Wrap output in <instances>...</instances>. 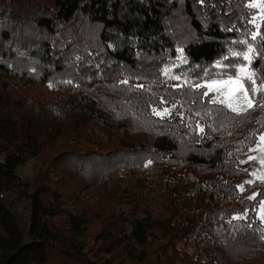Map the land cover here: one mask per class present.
Here are the masks:
<instances>
[{
  "label": "trees",
  "instance_id": "16d2710c",
  "mask_svg": "<svg viewBox=\"0 0 264 264\" xmlns=\"http://www.w3.org/2000/svg\"><path fill=\"white\" fill-rule=\"evenodd\" d=\"M250 2L0 0V264H264L240 165L264 115L249 134L253 110L191 87L246 67L264 90Z\"/></svg>",
  "mask_w": 264,
  "mask_h": 264
},
{
  "label": "snow or ice",
  "instance_id": "6c2138e0",
  "mask_svg": "<svg viewBox=\"0 0 264 264\" xmlns=\"http://www.w3.org/2000/svg\"><path fill=\"white\" fill-rule=\"evenodd\" d=\"M257 38L256 33L251 34V39L255 40ZM264 39V37H262ZM247 44V42H242ZM253 49L251 47L247 48V53H251ZM244 51H241L239 53H234V55L238 56L242 61L247 62V64H251L250 56ZM227 67V66H223ZM255 73L248 72L246 67H241L237 71L233 72L231 75H229L227 72L223 73V79L219 80H211L206 81L204 84H193L191 85L192 88H206L207 91H204L202 93V97H208L209 93H216V95L212 96L209 99L210 103L213 104H219L223 106L224 108H227L231 112L235 113L236 115H241L243 113H247L250 109L253 108L254 103L257 99L258 92L264 93V90H258L255 87V81L253 79ZM174 79L179 80L180 77H174ZM241 81H244L248 84V88L244 87V83H241ZM126 83V82H125ZM187 83V81L185 82ZM233 85H238L236 89H233ZM143 87V86H140ZM175 87H183V85H175ZM223 89V91H222ZM159 103L164 104L168 103L163 98L159 101ZM259 107H264V94L260 95V104ZM177 105L175 103L170 105V108H176ZM182 107V105H181ZM170 108H164V113H169ZM153 113H155L157 116L161 115L160 111H157L156 108L152 109ZM177 115H179L181 118H183V114L178 112ZM199 115V113H197ZM203 131V129H201ZM259 139L264 140V136L259 137ZM259 145H257V148ZM249 159H253V157H249ZM241 191H243V187L241 186ZM255 197H250V199H254ZM261 213H264V207L261 209ZM240 218H246V217H237V219ZM264 218V216H262Z\"/></svg>",
  "mask_w": 264,
  "mask_h": 264
},
{
  "label": "rangeland",
  "instance_id": "374dc122",
  "mask_svg": "<svg viewBox=\"0 0 264 264\" xmlns=\"http://www.w3.org/2000/svg\"><path fill=\"white\" fill-rule=\"evenodd\" d=\"M249 6L254 9L253 13V25L257 27L262 24L264 21V0H251L249 3ZM219 80V79H216ZM233 89H236L238 85H233ZM223 91V89H222ZM212 96L216 95V93L210 92ZM260 104V101L255 102L253 105V124H251L248 127V133L249 134H254L259 128V124H262V115H264V107H259L258 105ZM260 121V122H259ZM264 136V128L261 129L260 132H258V138L255 142V145L250 148V150L244 155L243 159L240 162V165L242 168L246 169L250 176L245 179L244 183L246 182H255V181H261L264 182V140L259 139V137ZM257 145L259 147L257 148ZM249 157H253V159H249ZM21 177L27 179L28 181H33L34 177L36 176L37 173V168H36V160L31 161L29 164L24 166L20 171H19ZM244 183H241V186L244 188ZM73 188V187H70ZM111 189L104 190V194L109 192ZM84 191V190H82ZM88 193V194H87ZM86 194L83 192V195H85L86 198H88L89 192ZM102 194L101 196L103 198L98 197L96 199L97 202H99L98 205L101 207L106 205L111 199V197H105V195ZM112 200V199H111ZM23 204V203H22ZM264 207V199L262 200L261 204L259 205L258 208V217L262 220L264 223V213H261V209ZM25 205L21 208L24 211ZM105 229H103L104 231ZM102 231V225L100 223V220H98L96 223H94L92 226L89 227L88 231L83 235V239L85 238L86 241L89 243L93 249H97V245H99L101 242H94V238L96 235H98ZM98 238V236H97ZM91 256V255H90ZM63 263H66L65 261Z\"/></svg>",
  "mask_w": 264,
  "mask_h": 264
}]
</instances>
